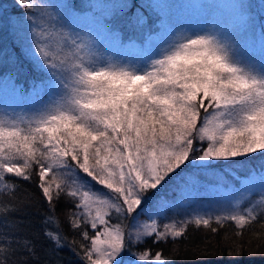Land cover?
<instances>
[{"label": "snow or ice", "instance_id": "1", "mask_svg": "<svg viewBox=\"0 0 264 264\" xmlns=\"http://www.w3.org/2000/svg\"><path fill=\"white\" fill-rule=\"evenodd\" d=\"M17 2L37 7L31 0ZM35 34L53 96L32 115L0 116V192L15 189L5 181L7 174L29 180L35 166L50 206L62 193L74 198L72 226L99 229L93 236L82 234L89 241L81 245L85 264H125L133 240L179 238L189 223L211 227L213 219L230 220L244 229L264 221L262 174L260 198L243 212L197 215L163 230L155 219L137 223L142 202L152 199L150 190L176 169L183 171L186 162L204 168L224 162L231 168L241 163L239 157L264 153V45L257 59L235 45L227 28H213L177 34L159 58L122 63L96 54L78 34L54 24ZM87 178L108 191L93 190ZM251 195L249 188L241 199ZM11 210L0 206V213ZM45 236L60 245L59 234ZM229 247L230 256L244 255L242 244ZM137 262L167 264V258L144 251L133 254L132 264Z\"/></svg>", "mask_w": 264, "mask_h": 264}, {"label": "rangeland", "instance_id": "2", "mask_svg": "<svg viewBox=\"0 0 264 264\" xmlns=\"http://www.w3.org/2000/svg\"><path fill=\"white\" fill-rule=\"evenodd\" d=\"M146 1L148 7L158 14L157 22L154 27L136 33L135 38H128L121 37L116 29L115 17L112 20L114 24L107 20L112 13L111 7L117 10L122 2L126 7L125 3H129V0H77L75 3L73 0H31L37 5L31 10L20 5L17 0H0V11L5 6L14 10L21 7L19 16H11L6 21L0 14V38L1 31L10 26V31H14L16 43L23 52L46 72L42 80L27 89L12 83L7 75L0 76V116L32 115L43 102L53 96L51 74L46 70L47 66L43 64L37 51L38 38L35 33L41 26L54 24L65 32L78 34L92 45L96 54L114 62L136 63L159 58L160 50L176 38L177 34H191L213 28H227L233 42L241 51L257 59L260 56L261 47L264 45V27L260 28V24L264 26V19L260 14L261 12L264 15V0ZM49 13L53 18L51 20L47 15ZM203 115L201 110V116ZM206 146L207 142L203 145L194 142V147ZM237 160L241 163L232 165L231 168L225 166L224 162L207 168L188 162L181 165L183 171L176 169L169 174L170 179L158 189L150 190L148 195L152 199L147 203L142 202L141 208L144 211L137 223H151L155 219L163 230L164 225L190 221L197 215L214 218L236 208L243 212L260 198L259 185L260 177L264 174V153L258 151ZM87 179L91 181V178ZM91 184L97 192L108 191L95 181H91ZM249 188L252 189V195L241 199ZM237 201L240 202L237 204ZM76 211L78 210L75 208L74 212ZM116 222L113 219V223ZM98 230L92 229L87 234L93 236ZM130 231L134 232L135 228H130ZM135 243L133 240L129 245L125 264H132L133 254L144 252L133 249Z\"/></svg>", "mask_w": 264, "mask_h": 264}, {"label": "trees", "instance_id": "3", "mask_svg": "<svg viewBox=\"0 0 264 264\" xmlns=\"http://www.w3.org/2000/svg\"><path fill=\"white\" fill-rule=\"evenodd\" d=\"M125 4L126 7L121 3L120 10L111 7L112 13L107 16L108 22L116 18L115 26L121 37L135 38L141 30L154 27L158 14L148 7L146 0H129ZM0 14L6 21L19 16L21 7L14 10L5 6ZM260 14L264 19L263 13ZM141 18L146 23H137ZM6 28L0 38V76L7 75L12 83L27 89L42 80L46 72L23 52L10 26ZM5 181L15 185V189L0 192V206L13 209L0 213V264H85L81 245L87 246L89 241L82 234L92 229L86 224L75 228L70 223L76 208L74 198L62 193L50 206L38 187L40 180L35 166L31 179L7 174ZM49 231L62 237L59 246L46 238ZM26 241L31 242L30 247H25ZM154 241V236L146 237L142 243L136 242L133 249L159 252L167 258V264H264V221L260 220L244 229H238L230 220L217 224L213 219L211 227L189 223L182 237ZM238 244L243 245L244 255L230 256L229 246Z\"/></svg>", "mask_w": 264, "mask_h": 264}]
</instances>
